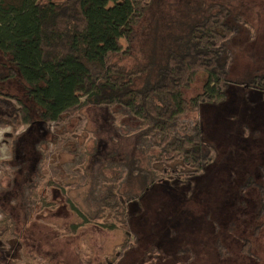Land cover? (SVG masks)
I'll return each instance as SVG.
<instances>
[{
	"label": "rangeland",
	"instance_id": "rangeland-1",
	"mask_svg": "<svg viewBox=\"0 0 264 264\" xmlns=\"http://www.w3.org/2000/svg\"><path fill=\"white\" fill-rule=\"evenodd\" d=\"M215 2L241 9L250 26L227 44V101L183 117L186 126L201 123L216 160L192 177L191 187L156 184L140 206L126 203L131 158L164 179L191 172L164 152L157 138L145 136V127L128 110L82 103L57 122L30 125L24 107L31 101L16 69L14 77L0 82L9 96H0V264H144L154 247L161 249L157 264H264L260 194L255 186L243 188L249 177L264 185V95L243 88L264 71V0H154L130 62L161 61L164 48L188 33ZM11 68L0 53V75ZM206 79L199 74L186 97L200 95ZM30 183L37 187L31 212L24 203ZM109 189L126 201L132 216L128 230L105 219L70 233L81 221L78 210L93 214V196ZM247 238L252 257L242 252Z\"/></svg>",
	"mask_w": 264,
	"mask_h": 264
},
{
	"label": "trees",
	"instance_id": "trees-1",
	"mask_svg": "<svg viewBox=\"0 0 264 264\" xmlns=\"http://www.w3.org/2000/svg\"><path fill=\"white\" fill-rule=\"evenodd\" d=\"M153 2L0 0V53L13 66L10 73L0 75V82L14 77L16 69L31 101L30 108L23 106L28 124L57 122L66 111L82 103L95 108L120 106L145 127V136L157 138L163 151L177 157L191 172L189 176L164 179L144 168L139 159L131 158L126 166L130 200H122L112 189L93 196V214L79 209L81 221L69 229L70 233L105 219L113 220L119 230L127 229L132 216L124 208L125 202L140 206L144 195L162 182L191 187L192 177L202 174L216 160L217 151L205 140L201 123L186 126L183 117L203 105L227 101L231 84L227 44L242 28H250L249 22L241 9L235 12L228 4L215 2L188 33L164 48L161 61L137 59L132 63L140 26ZM199 74L207 76L204 91L188 99L185 91ZM243 88L264 95V71L250 77ZM0 96L9 97L1 89ZM251 186L260 194V218L264 214V185L249 177L243 188ZM25 192L24 203L31 212L37 202V187L30 183ZM258 229L260 226L255 234ZM250 251L247 238L242 252L252 257ZM160 255L161 249L151 248L144 264H157ZM81 263L93 264L91 260Z\"/></svg>",
	"mask_w": 264,
	"mask_h": 264
}]
</instances>
